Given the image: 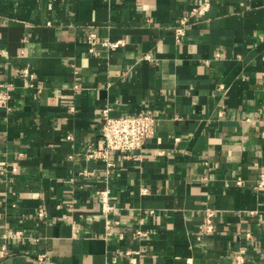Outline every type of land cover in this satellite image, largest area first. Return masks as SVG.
<instances>
[{
	"label": "crops",
	"instance_id": "1",
	"mask_svg": "<svg viewBox=\"0 0 264 264\" xmlns=\"http://www.w3.org/2000/svg\"><path fill=\"white\" fill-rule=\"evenodd\" d=\"M200 1L0 0V264H264V0H210L176 42ZM145 108L155 133L108 176L101 112Z\"/></svg>",
	"mask_w": 264,
	"mask_h": 264
},
{
	"label": "built area",
	"instance_id": "2",
	"mask_svg": "<svg viewBox=\"0 0 264 264\" xmlns=\"http://www.w3.org/2000/svg\"><path fill=\"white\" fill-rule=\"evenodd\" d=\"M210 9V0H201L199 3L195 4L188 14L179 18L176 27L174 28V38L176 42H182L185 39L187 29L190 25V20L192 18H200L207 14ZM86 44L90 53H95V45L101 44L108 50H116L122 46V41L110 42L104 41L102 43L98 42V38L95 34H90L87 36ZM149 60V56L146 57ZM26 74L28 72L25 71ZM2 87V86H1ZM5 90L0 91V108L8 109V102L10 99V91L7 86ZM157 118L150 108H145L144 110L135 113L122 115L120 117L113 118L109 116V109H104L101 112L100 118V143L99 146L95 149L88 147L86 158L89 160H102L107 164L106 174L109 176L110 172L108 171L111 167L110 156L113 153H121L124 156H129L134 151L140 150L148 138L153 136L157 126ZM20 157H22L20 155ZM11 169L17 171V165L12 164ZM86 171L82 172V175H87ZM2 172L0 170V177ZM240 184V181L237 182ZM264 186V173L261 174L259 178L258 187ZM144 193L145 190L143 189ZM101 204H102V213L104 218H107V214L110 213L113 206L109 200V191L106 189L100 194ZM217 212L215 210L206 208L202 220L199 224V233L201 235L212 234L215 230L213 223V218ZM149 215L153 214V211L148 212ZM44 213L42 210L39 211L38 216L43 217ZM107 228L110 226L109 221H106ZM148 233L137 231L135 236L146 237ZM12 239L22 238V233L20 231H15L9 236ZM6 239V236L2 237ZM251 233L245 234V240L251 241ZM37 241V239H33ZM6 256V248L4 245L0 247V258ZM45 254H40L37 256L39 263L43 262ZM233 264H245L246 263V250L239 249L232 256Z\"/></svg>",
	"mask_w": 264,
	"mask_h": 264
}]
</instances>
